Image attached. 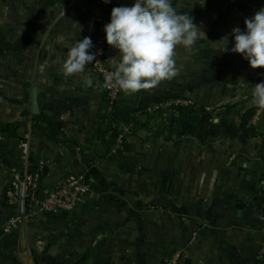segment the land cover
<instances>
[{
  "label": "crops",
  "instance_id": "0c3cea01",
  "mask_svg": "<svg viewBox=\"0 0 264 264\" xmlns=\"http://www.w3.org/2000/svg\"><path fill=\"white\" fill-rule=\"evenodd\" d=\"M133 3L0 0V126L22 123L0 151V264H166L176 251L190 264H264V219L248 224L242 218L249 204L264 207V109L250 128L240 127L264 69H252L231 51L233 29L244 30L264 0H171L206 39L190 51L178 47L179 74L123 100L118 117L127 121L141 108L178 99L210 110L236 107L223 112L222 122L199 128L185 122L172 136H157L152 121L118 155L98 157L105 149L96 139L111 124L102 80L92 63L71 76L63 64L79 39L94 43L105 32L114 7ZM117 55L112 47L106 55L114 72ZM34 92L39 116L32 114ZM39 117L55 125L57 138ZM63 140L85 154L57 143ZM27 165L40 173L43 190L83 173L90 192L74 213L44 215L4 236L14 213L7 200L13 171Z\"/></svg>",
  "mask_w": 264,
  "mask_h": 264
},
{
  "label": "clouds",
  "instance_id": "9594fccd",
  "mask_svg": "<svg viewBox=\"0 0 264 264\" xmlns=\"http://www.w3.org/2000/svg\"><path fill=\"white\" fill-rule=\"evenodd\" d=\"M103 2L108 4L111 0ZM244 23V30L236 27L232 31L231 51L240 54L252 69H264V8ZM104 31L107 44L118 50L119 59L111 60L115 66L113 86L126 95L175 78L179 74L175 61L177 48L182 46L190 51L197 40L206 39V33L194 23V18L178 13L171 0H134L132 6L114 7ZM93 47L90 37L79 39L70 47L63 64L64 73L68 76L83 73L96 59ZM253 96L256 104L264 108V82L255 85Z\"/></svg>",
  "mask_w": 264,
  "mask_h": 264
},
{
  "label": "built area",
  "instance_id": "2783aa9c",
  "mask_svg": "<svg viewBox=\"0 0 264 264\" xmlns=\"http://www.w3.org/2000/svg\"><path fill=\"white\" fill-rule=\"evenodd\" d=\"M93 45V53H95L96 59L92 66L102 80L106 95V107L111 119H113L116 105L122 97V90L113 86L115 72L106 63V55L111 47L106 42V33L99 32ZM173 104L187 105L188 102L178 99L164 106L148 108L146 112L149 114L161 112L164 108ZM134 134L132 125L122 126L118 139L111 149V155H118L125 147L128 139ZM29 169L30 167L27 165L22 171H13V179L7 193V200L14 213L4 222L2 230L4 236H10L29 227L44 215L72 214L84 204L89 195L90 184L86 175L75 173L59 178L54 187L44 190L45 194L43 199L40 200L39 195L43 190L40 183V173L36 171L31 174ZM260 187L261 194L264 197V171L260 177ZM166 264L190 263L181 252L176 251L167 259Z\"/></svg>",
  "mask_w": 264,
  "mask_h": 264
},
{
  "label": "trees",
  "instance_id": "16d2710c",
  "mask_svg": "<svg viewBox=\"0 0 264 264\" xmlns=\"http://www.w3.org/2000/svg\"><path fill=\"white\" fill-rule=\"evenodd\" d=\"M264 82V76H259L257 80L255 81L253 85V90L256 84ZM184 100V99H182ZM254 100V102L250 105L247 112L241 117V130H245L247 128L251 127V122L256 117L257 113L260 110H263L264 108L259 107L256 102L255 98L252 95L245 101L250 102ZM188 102L187 105H171L166 108H164L161 112H155L153 114H149L146 112L148 108H141L139 109L138 113L134 116H132L129 120L123 121L118 117V110L120 107V104L123 103V99L121 97L119 103L116 105V108L114 110V117L111 119V124L107 126L104 130H102L96 141L99 142L105 149V151L102 154L97 155L99 156H109L111 154V149L116 143V140L118 139L120 128L122 126H130L132 125L134 127V132H138L143 129H151V123L152 121H156L157 127L159 128L158 131L155 133L159 137H165L167 135H173L177 130L180 129L183 123L185 122H193L197 128L200 127V125L204 122L213 123L216 118L219 119L220 122H222V119L220 116H222L223 112L225 111H232L236 106H224L219 107L215 109H207L203 107H198L193 104H191L188 100H184ZM147 117L146 122H142L140 120V117ZM39 120L44 119V117H39ZM44 122L52 129L53 136L57 138V135L59 132L57 131L55 125L50 121L44 119ZM220 124V123H219ZM22 126V123H11V124H5L0 126V151L2 148V143L4 139L7 138H13L17 135L18 131L20 130ZM57 143H64L68 145V147H74V148H81V152L84 155L86 152V149L77 143H73L70 141H57ZM92 141H90L88 144H91ZM29 172L31 174H34L35 171L30 167ZM264 210V207L262 208Z\"/></svg>",
  "mask_w": 264,
  "mask_h": 264
},
{
  "label": "water",
  "instance_id": "95a60500",
  "mask_svg": "<svg viewBox=\"0 0 264 264\" xmlns=\"http://www.w3.org/2000/svg\"><path fill=\"white\" fill-rule=\"evenodd\" d=\"M133 95H126L125 92L122 90V99L124 101H132ZM32 114L34 116H39L40 114V109L38 105V100H37V94L34 92L33 94V102H32ZM45 194V191L42 190L39 195V199L42 200L43 196ZM242 218L245 223L252 224L256 220H263L264 219V214L262 209H257L254 204H249L245 211L242 214Z\"/></svg>",
  "mask_w": 264,
  "mask_h": 264
}]
</instances>
